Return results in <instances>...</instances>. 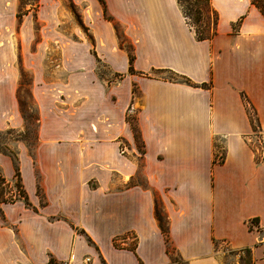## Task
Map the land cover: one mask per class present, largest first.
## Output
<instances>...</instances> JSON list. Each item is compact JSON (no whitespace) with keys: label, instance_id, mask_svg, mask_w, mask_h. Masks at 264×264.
<instances>
[{"label":"crops","instance_id":"1","mask_svg":"<svg viewBox=\"0 0 264 264\" xmlns=\"http://www.w3.org/2000/svg\"><path fill=\"white\" fill-rule=\"evenodd\" d=\"M104 1L119 32L101 0H70L89 44L62 42L60 0L22 18L17 0H0V132L26 128L22 71L38 114L34 146L0 150L11 183L16 155L29 203L1 204L0 264H173L157 203L185 264H241L243 249L264 264V161L243 99L264 136V13L209 0L216 33L199 40L178 0Z\"/></svg>","mask_w":264,"mask_h":264},{"label":"rangeland","instance_id":"2","mask_svg":"<svg viewBox=\"0 0 264 264\" xmlns=\"http://www.w3.org/2000/svg\"><path fill=\"white\" fill-rule=\"evenodd\" d=\"M18 8L20 12H24L25 8H29L32 13H37L40 9L39 6L36 7L37 0H17ZM185 0H183L184 2ZM257 6L264 13V0H254ZM61 6L58 4V11L63 13L62 19L63 23L61 24V31L63 32V41L64 43L71 42V40H79V42H88L89 44H94L95 40L90 37V31L87 30L88 24L83 18V5H75L70 0H60ZM74 5V8L72 7ZM187 7V3H184ZM203 11H204V21L210 26L213 27V22L215 15L213 11L207 6V0H203ZM192 17H195L193 13ZM83 21V22H80ZM194 21V19H193ZM78 29V31H77ZM122 29V28H121ZM76 30V31H75ZM78 32V34H76ZM54 42V41H52ZM126 44L129 45V41H126ZM49 70V69H48ZM101 73L106 75V69L101 67ZM21 85L19 88V102L21 112L24 115L26 128L24 131L17 132L16 130H10L7 132H0V150L8 152V150H15L9 147L6 142L9 140H25L31 146H34L36 143L37 136V106L32 98L30 93L31 86V73L23 72L21 74ZM166 76H171V74H166ZM251 144L255 146H260L259 138L254 134L250 141ZM228 251V250H226ZM230 253V252H228ZM240 258V257H239Z\"/></svg>","mask_w":264,"mask_h":264},{"label":"trees","instance_id":"3","mask_svg":"<svg viewBox=\"0 0 264 264\" xmlns=\"http://www.w3.org/2000/svg\"><path fill=\"white\" fill-rule=\"evenodd\" d=\"M101 2H102L103 7H104L105 18L113 21L117 31L119 32V27H118L117 22L107 12L105 1L101 0ZM178 3L181 6V9L183 11V14L185 16L187 23L189 24L191 29L195 32L197 39H199V40L211 39L215 35L218 16L215 13V11L211 8L209 0H207V6L213 11V13L215 15L213 27H210L204 21L205 15H204V11H203L204 7L202 5L203 0H185L184 2H183V0H178ZM184 3H187V7H185ZM72 7L74 8V5ZM23 13L24 12H19L18 17L22 18ZM193 13H195L194 18L192 17ZM193 19H194V21H193ZM119 38L121 39V42L123 43L124 42V36L119 33ZM127 49H128L129 55H130L129 71H130V73H133L134 72V68H133V59H134L133 47L128 46ZM180 77L185 78L183 76H180ZM243 99L245 101V105L247 107L249 117H250L251 122L253 124V129H254L255 133L258 134V136L261 139L263 136H262V133L260 132V129H259V123H258V117H257L256 110L245 95H243ZM127 120L132 125V128L135 132V137H136L137 141L140 140V135H139V132H138L136 125H135V119L132 116L128 115ZM253 148L255 149L254 146H253ZM12 157L15 160V170H16L15 178H14L13 182L12 183L9 182L2 174H0V214L1 215H2V209H1L2 203L14 202L16 200L23 199V200H25V202L27 204H29L28 203V197H27V194L24 190V186L22 183L20 170H19V166L17 163V157L15 154H12ZM256 158L259 161H264V157L257 155ZM156 216H157L159 223L161 225V228H162V230L166 236L167 251L172 256V263L173 264H185L180 258L173 256L174 255V247L171 245V243L169 241L168 225L165 223V217H164L162 210H161L158 203L156 205ZM251 222L252 223H256V222L258 223V221L255 219H253ZM114 245L117 247H121L120 244L117 242V239L114 240ZM129 248L134 250L135 244H133V243L129 244ZM243 251H245L246 255L241 257L240 263L241 264H250V249H243Z\"/></svg>","mask_w":264,"mask_h":264},{"label":"built area","instance_id":"4","mask_svg":"<svg viewBox=\"0 0 264 264\" xmlns=\"http://www.w3.org/2000/svg\"><path fill=\"white\" fill-rule=\"evenodd\" d=\"M259 143H260V146L257 148V151H258V153L260 154L261 157H264V136L261 139L259 138ZM125 151H126V149H125V147H123L121 152L124 153ZM223 158H224L223 155H219V156H217L216 160L218 162H221L223 160ZM251 228L259 230L257 223H256V225H253V223H252ZM119 239L120 238H117V242L118 243H119ZM121 239H122V241H124V240L125 241L126 240L134 241L135 240V236L132 235V234H129L127 236L121 237ZM258 244H261V245L264 246V233L262 234L261 238L259 239ZM72 260H73V257H71L68 260H65L62 264H73ZM86 260L89 261L90 258L87 257Z\"/></svg>","mask_w":264,"mask_h":264}]
</instances>
